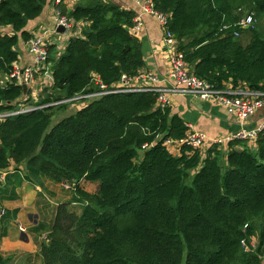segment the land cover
<instances>
[{"label": "trees", "instance_id": "obj_1", "mask_svg": "<svg viewBox=\"0 0 264 264\" xmlns=\"http://www.w3.org/2000/svg\"><path fill=\"white\" fill-rule=\"evenodd\" d=\"M50 2L0 0V114L30 101H20L21 86L1 81L11 78L18 44L35 37L28 23ZM152 4L168 17L198 79L217 90L264 92V0ZM59 14L82 24L61 53L48 48L49 91L61 98L32 102L37 109L0 120V171L10 169L0 184V244L18 213L3 202L17 200L23 183L42 186L43 179L75 183L72 202L83 208L77 219L66 215L64 230L55 217L41 246L45 264H264V130L254 145L234 140L204 153L181 145L173 155L164 141L182 140L185 122L169 106L158 107L155 92L123 83L144 65L131 32L134 13L109 1L78 0ZM250 14L256 22L239 28ZM79 97L91 100L52 125L65 105H49ZM81 181L97 190L84 191ZM45 229L42 223L33 231ZM8 261L0 253V264Z\"/></svg>", "mask_w": 264, "mask_h": 264}, {"label": "built area", "instance_id": "obj_2", "mask_svg": "<svg viewBox=\"0 0 264 264\" xmlns=\"http://www.w3.org/2000/svg\"><path fill=\"white\" fill-rule=\"evenodd\" d=\"M55 5L61 3V0H54ZM143 3V12L154 16L161 28L163 29V37L161 40V47L163 48L167 60H168V86L161 87H145V88H136L133 91H152L157 94V105L160 108H165L170 104V98L172 96H189L200 101L213 102L222 106L229 116L235 118L240 124H244L257 110L264 109V92L261 91H251L246 87H237L232 90H217L212 87L206 81L198 79L195 75L192 74L188 64L184 60V54L178 50V43L173 37L172 33L168 30V17L161 15L154 11L152 0H142ZM56 26L62 27L65 33L71 34L70 38L73 36H78L74 31L77 24H73L71 21L67 20L66 17L60 16L59 13H56ZM256 22L254 15L250 14L242 18L237 26L239 28H248ZM140 18L135 17L134 25L131 29V32L137 37V33L140 29ZM57 28L51 31L52 34H57ZM238 37V33H234ZM52 37H48L45 33L39 36L33 37L29 42H27V48L29 53L33 56L34 64L32 67H27L25 69H19L14 65V70L11 75V78L8 79V82L21 86H27L28 93L20 101H27L35 97V91L37 87V81L35 76L37 73L42 72L48 76L49 80L52 81L50 75L49 66L47 64L48 59V48L52 44ZM135 79V78H134ZM152 82H156V79L153 77L149 78ZM123 83L129 85V81L123 78ZM2 85V84H1ZM39 88V87H38ZM37 88V93H38ZM135 88V87H134ZM41 91V90H40ZM130 90H127L129 92ZM132 91V90H131ZM31 92V94H30ZM33 94V95H32ZM88 98V97H87ZM81 99L75 98L71 100L60 101L57 103L50 104L49 106L61 105L62 103H68L73 100ZM19 104L13 112L10 113H1L0 120L18 114L28 113L37 108L31 107V105ZM47 107V106H45ZM264 130V122L261 124L258 132H247L241 130L233 135H226L214 138L210 144H208L207 137L198 132H192L187 130L185 137L180 141H172L166 139L164 141L165 147L170 151V149L177 145L180 149L181 145H186L190 149L199 150L207 144V146H218L219 148H226L229 142L234 140H245L248 141V144L254 145L257 134ZM10 171V169L8 170ZM8 171H0V184L4 183L5 177L8 174ZM70 187L74 190L75 183H69ZM24 231V230H21Z\"/></svg>", "mask_w": 264, "mask_h": 264}, {"label": "crops", "instance_id": "obj_3", "mask_svg": "<svg viewBox=\"0 0 264 264\" xmlns=\"http://www.w3.org/2000/svg\"><path fill=\"white\" fill-rule=\"evenodd\" d=\"M104 1H109L123 9L129 10L134 13L135 17L140 18L141 26L139 32L137 33V38L142 45L141 51L144 65L141 74L137 78L129 81V86L135 88L168 86L170 84L167 77L169 70L168 60L160 44L163 37V29L161 28L158 20L154 16L143 12L142 0ZM77 2L78 0H61L60 7L68 12L73 9ZM57 7L58 6L55 5L54 0H52V2L44 7L42 13L38 18L28 23L27 30L33 36H39L45 33L46 35H48V37H52V44L50 46L51 48H54V50L59 54L66 46L71 34L65 33L64 30L63 32H58L57 30H55L57 31V34L51 33L52 30L57 28L56 13H59V9H62L60 7L58 9ZM263 20L264 18L262 19V21ZM81 29L82 24H77L74 31L78 35L80 34ZM16 51L18 53V61L15 65L19 69L22 70L27 67L33 66L34 59L28 51L27 43H19ZM150 77L155 78L156 82H152L149 79ZM7 80L8 79L4 77L1 81V84L5 85L7 83ZM35 80L37 81V87L35 91V97L37 98V88L39 87L38 93H40V90L41 92L43 91V93H46L49 91L51 81L49 80L48 76H46L42 72L36 74ZM225 88L228 91L232 90L230 85H226ZM35 97L32 99L36 100ZM169 107L173 114L177 115L181 120L185 122L189 131L191 130L192 132L194 131L204 134L208 139V144H210V142L214 138L233 135L241 130H245L247 132H258L261 124L264 122L263 108L257 110L244 124H240L235 118L229 116L222 106L213 102L200 101L189 96H172L170 98ZM209 147L210 146H207V144H205L200 149V152L204 153ZM170 152L173 155H177L179 153L178 146H173L170 149ZM23 185L24 183L22 184V186ZM15 201L3 202V208L7 210L16 209L17 206L11 207V205ZM19 215L20 211L18 210L14 222H16V220L18 221ZM26 217H28L30 220V216L26 215L24 217V220H22L23 222L27 221ZM9 241L10 234L9 231H7L0 244V253L3 257H7V255L10 254L8 252L13 251V249H17L15 246L10 245L8 243ZM12 242L20 245L21 250H17V253H21L22 251L35 253L36 251L29 248L30 240H26L24 242L15 240ZM27 256L30 257V254H27Z\"/></svg>", "mask_w": 264, "mask_h": 264}, {"label": "rangeland", "instance_id": "obj_4", "mask_svg": "<svg viewBox=\"0 0 264 264\" xmlns=\"http://www.w3.org/2000/svg\"><path fill=\"white\" fill-rule=\"evenodd\" d=\"M261 23L263 25L261 27L264 28V20ZM36 96V100L29 99L28 104L24 103V105H29L32 102L46 98L54 100L59 95L54 94L52 91L46 93L40 91ZM90 100L91 98H82L68 103H62L61 105H55L57 107L65 105V107L55 110L52 125L62 118L72 115L79 106H82L86 101L88 102ZM19 171L22 174L25 173L24 167H20ZM42 183V186L24 183L17 191L18 198L11 207L17 206L14 210L20 211L19 219L16 222H12L7 230L9 231L11 241L8 243L17 249L8 252L10 254L7 255L9 260L7 264H45V257L42 256L41 246L48 244L49 229L55 217L57 215L60 216L59 222L63 226L61 229L64 230L66 226V215L77 219L82 214V206L79 203L72 202L74 190L69 186V183L54 184L43 179ZM80 188L89 193H94L97 190L96 183L85 181L80 182ZM26 215L30 216V220L26 217L27 221L23 222L22 220H24ZM42 223L46 229L38 233L34 232L33 228ZM71 230H73V227L70 228ZM62 234L66 238L70 236L67 232H62ZM15 240H20L21 242L30 240L29 248L36 250L35 253H29L27 251L17 253V250L20 251L21 249L19 244L12 242ZM27 254H30V257Z\"/></svg>", "mask_w": 264, "mask_h": 264}, {"label": "water", "instance_id": "obj_5", "mask_svg": "<svg viewBox=\"0 0 264 264\" xmlns=\"http://www.w3.org/2000/svg\"><path fill=\"white\" fill-rule=\"evenodd\" d=\"M57 31H58V32H63V28H62V27H58V28H57ZM8 33H9V32H8ZM22 90H23V92H22V96L25 97V96L27 95V93H28L27 86L22 85ZM60 98H61V96H58V99H60ZM26 113H27V112H26Z\"/></svg>", "mask_w": 264, "mask_h": 264}]
</instances>
